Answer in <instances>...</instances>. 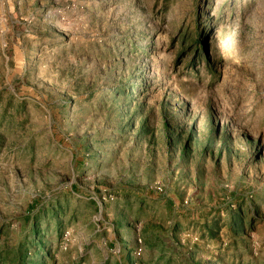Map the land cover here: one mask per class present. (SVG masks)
Returning <instances> with one entry per match:
<instances>
[{"label": "rangeland", "instance_id": "374dc122", "mask_svg": "<svg viewBox=\"0 0 264 264\" xmlns=\"http://www.w3.org/2000/svg\"><path fill=\"white\" fill-rule=\"evenodd\" d=\"M166 1L0 0V264H264V0Z\"/></svg>", "mask_w": 264, "mask_h": 264}, {"label": "trees", "instance_id": "16d2710c", "mask_svg": "<svg viewBox=\"0 0 264 264\" xmlns=\"http://www.w3.org/2000/svg\"><path fill=\"white\" fill-rule=\"evenodd\" d=\"M193 8L190 12L187 13V20L186 23L183 22L185 25L181 28L180 36L182 37L181 43V53L180 59L184 56H189L188 64L190 67L194 66L196 62H205L206 66H208V70H212V65L210 63V52L212 48L216 47V39L212 36L214 33L215 28V16L212 14L210 4L203 3L199 4L198 0H193ZM168 0L163 5V11L167 9ZM184 21V20H183ZM132 48L131 51H134L139 54L149 55L150 53V46L147 47L144 51L142 45L136 44L135 41H131ZM184 57V58H185ZM126 85L127 89L122 90V88H117L115 93H118V96L121 95H132V94H140L148 91L150 85H143L140 88L129 87ZM209 145H212L215 141V137L210 138ZM186 153H183V157H185ZM243 217L241 216L240 212L237 211V215L235 216L233 222L232 229H235L237 232H242L244 227V221L242 220ZM127 261V259H126ZM132 264V261L130 262ZM127 262V264H130ZM242 264V262H241ZM251 264V263H250Z\"/></svg>", "mask_w": 264, "mask_h": 264}]
</instances>
